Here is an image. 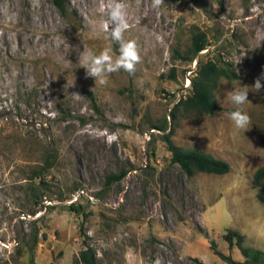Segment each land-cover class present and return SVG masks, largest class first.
<instances>
[{
  "label": "rangeland",
  "instance_id": "374dc122",
  "mask_svg": "<svg viewBox=\"0 0 264 264\" xmlns=\"http://www.w3.org/2000/svg\"><path fill=\"white\" fill-rule=\"evenodd\" d=\"M64 2L59 11L51 0H0V264H85V247L95 264H226L214 250L243 258L224 239L228 228L264 251V202L251 182L264 163V88L248 93L245 133L226 109L228 92L264 73V0H164L159 9L119 0L125 40L137 42L142 62L105 85L86 77L79 55L119 54L101 28L111 0ZM196 28L209 44L191 59L178 55ZM208 57L237 74L212 89L219 108L171 118ZM167 130L174 143L226 160L227 171L186 176L169 159Z\"/></svg>",
  "mask_w": 264,
  "mask_h": 264
},
{
  "label": "trees",
  "instance_id": "16d2710c",
  "mask_svg": "<svg viewBox=\"0 0 264 264\" xmlns=\"http://www.w3.org/2000/svg\"><path fill=\"white\" fill-rule=\"evenodd\" d=\"M51 1L59 11L64 10V0ZM208 44L209 42L205 33L196 28L194 31H191L189 44L185 49L186 55L176 49L175 52L184 58L191 59L199 50L205 48ZM222 77L227 79L237 77L236 72L233 70L229 62L216 57H208L203 60H197L194 72L190 76L189 80L190 90L187 94L178 96L170 108V112L168 113L169 116L173 118L176 110L211 113L218 109L219 105L213 96L212 89L217 85L219 78ZM89 102L92 107L96 108L91 95H89ZM226 109L228 111L234 110L231 108ZM159 129L163 130L164 127ZM170 133V130L161 133V137L165 141V146L170 152L169 159L171 162L177 163L186 176L192 175L195 171L210 173H224L227 171L228 162L226 160L215 157L208 152L194 147H182L172 141ZM49 166L50 164L47 161L44 164L39 165L42 170L47 169ZM39 167L36 168L35 173L41 177L42 170H40ZM123 174L124 171L120 170L116 174H109L107 178L119 179ZM39 181L43 184V180L41 178H39ZM251 182L257 187V199L264 202V163L255 167L251 174ZM36 193L38 196L41 195L38 191ZM68 205L69 207H74L71 202H69ZM223 237L229 246L232 244L237 245L243 256L242 259H235L231 257L229 253L225 254L214 250L218 256L226 262V264L264 263V251L243 245L242 235L237 230L228 228L223 234ZM33 240H36V231L33 233ZM78 259L82 260L85 264H95V254L88 247L79 250Z\"/></svg>",
  "mask_w": 264,
  "mask_h": 264
},
{
  "label": "clouds",
  "instance_id": "9594fccd",
  "mask_svg": "<svg viewBox=\"0 0 264 264\" xmlns=\"http://www.w3.org/2000/svg\"><path fill=\"white\" fill-rule=\"evenodd\" d=\"M162 5H164V0H152L154 9H159ZM212 7L215 9L218 5L213 4ZM100 11L106 15V20L101 24V28L108 32V38L111 41L119 45V54L114 57L111 54V49H104L99 54L84 50L79 55V65L85 69L86 77L95 80V84L105 85L111 74L121 70L130 76L135 75L137 65L142 62V56L135 40H125V32L129 30L130 24L124 4L120 3L119 0H111L106 6L102 4ZM262 80H264V73L256 78L251 88L245 86L242 88L246 90L234 89L226 95V99L234 108L228 113V119L237 131H244L245 133L249 129L250 117L244 111L243 106L250 102L248 100L249 91L258 93L264 88ZM155 264H161V261L157 259Z\"/></svg>",
  "mask_w": 264,
  "mask_h": 264
}]
</instances>
